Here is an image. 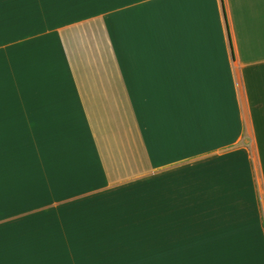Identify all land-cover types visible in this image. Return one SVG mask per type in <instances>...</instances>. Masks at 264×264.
Returning <instances> with one entry per match:
<instances>
[{"label": "crops", "instance_id": "obj_1", "mask_svg": "<svg viewBox=\"0 0 264 264\" xmlns=\"http://www.w3.org/2000/svg\"><path fill=\"white\" fill-rule=\"evenodd\" d=\"M14 52L37 61L48 55L37 84L21 90L23 104L27 97L38 112L32 122L39 143H49L45 151L60 149V136H71V144L85 136L101 174L95 183L188 167L191 156L215 158L238 136H255L250 154L259 195L249 196L248 182L201 183L215 204L255 205L254 217L220 207L212 225L199 223L198 236L213 238L211 250L181 239L183 218L172 212L164 220L173 240L112 250L154 253L148 260L103 264H184L185 254L192 264H264V0H0V61ZM232 61L243 80L240 98L238 85L222 83L235 72ZM62 77L68 86L58 84ZM76 119L80 130L73 132ZM26 137L0 136V158ZM117 215L103 221L120 222ZM70 231L62 233L90 240L87 230ZM96 235L115 233L98 228ZM158 253L166 254L164 262Z\"/></svg>", "mask_w": 264, "mask_h": 264}, {"label": "rangeland", "instance_id": "obj_2", "mask_svg": "<svg viewBox=\"0 0 264 264\" xmlns=\"http://www.w3.org/2000/svg\"><path fill=\"white\" fill-rule=\"evenodd\" d=\"M28 56L8 53L7 61H0V136H27L23 143L18 139L7 158H0L4 160L0 163V264H103L123 259L129 263L145 261L154 253H113L112 250L119 247L137 250L146 244L162 245L166 244V240H173V228L167 231L166 237L164 220L166 214L172 218V212L174 218H183L180 223L184 225V231L178 230L181 239H196L212 250L213 238L198 236L199 223L200 226L203 222L212 225L214 212L220 207H236L240 212L248 209L254 217L255 205L215 204L205 195L207 190L201 183L251 182L250 189L248 184L246 187L248 192L251 191L249 196L259 195L257 180H260V175L253 169L254 161L250 154L255 146V136H238L231 147L227 146L229 149L222 151L218 157L203 159L191 156L188 167L164 168L142 179L114 185L100 181L95 183L101 174L85 136H73L74 144L70 143L71 136H60L61 148L45 151L49 143H39L38 121L32 122L38 112L27 107V97L23 104L21 90L29 84H37L35 78L43 73L48 55H41L39 61ZM233 65L235 72L224 75L222 83L238 85L240 98V95L243 96V80L240 67L235 61ZM57 67L59 71L62 68L61 65ZM60 81L58 84L68 86L66 77ZM5 107L8 110L6 113ZM21 111L23 118L18 115ZM75 121L72 122L73 132L80 130L79 121ZM46 125L43 121L41 127ZM18 128L22 129L21 134ZM176 184H184L185 187L176 189L173 187ZM177 197L184 199L177 200ZM116 213L118 217L122 216L119 217L120 222L103 221L104 214ZM138 215L144 219H134ZM151 215H156L158 219H153ZM73 228L81 234L82 231H89L90 240L85 234L63 235L62 232H71ZM98 228L115 235L98 236ZM104 250L108 253H103ZM156 255L164 262L165 253ZM195 255L202 253L196 252ZM203 255L214 256L213 252ZM184 256H187L184 264H192L189 261L192 254Z\"/></svg>", "mask_w": 264, "mask_h": 264}]
</instances>
